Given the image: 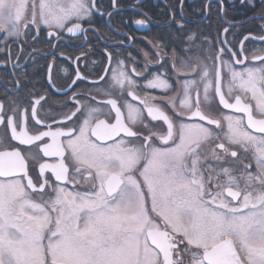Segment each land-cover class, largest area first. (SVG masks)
Segmentation results:
<instances>
[{
  "label": "snow or ice",
  "instance_id": "obj_1",
  "mask_svg": "<svg viewBox=\"0 0 264 264\" xmlns=\"http://www.w3.org/2000/svg\"><path fill=\"white\" fill-rule=\"evenodd\" d=\"M238 3L234 21L215 0V35L181 8L136 48L141 0L127 7L144 18L121 0H0V67L44 81L25 68L0 98V264H264V0Z\"/></svg>",
  "mask_w": 264,
  "mask_h": 264
},
{
  "label": "flooded vegetation",
  "instance_id": "obj_2",
  "mask_svg": "<svg viewBox=\"0 0 264 264\" xmlns=\"http://www.w3.org/2000/svg\"><path fill=\"white\" fill-rule=\"evenodd\" d=\"M107 2L108 0H102V3H104L105 5L107 4ZM207 2L208 0H184L183 5H181L180 0H141L140 7L142 11L148 13V15L152 18L153 23L150 24L149 28H141L139 26H134L132 24H129L127 30L130 34L138 38L136 41V48L147 46V42L139 38L146 36L150 37L157 33L163 34L166 31V29L163 26L169 19L171 12L175 11L176 13H180L182 8L183 17L187 21V26L189 29L203 30V32L207 34L215 35L217 30H220L227 25L225 23V20L221 18V16L218 15L217 12L215 11V7H216L215 0H213V10L211 16L208 18L203 17L202 10ZM121 3L126 8V11L123 13L124 16H132L133 18H144L139 14V12L134 13L132 8L127 7L128 5L133 4L134 0H121ZM227 4L232 5V7L228 8L227 19L234 21H240L244 19L247 9L240 6L238 0H227ZM114 23L116 25H119L121 23L119 16H116L114 18ZM101 27L103 28L102 24ZM245 28L252 29L254 28V26L252 24H246L244 28H241L238 31L244 32ZM112 35L114 39L121 38L119 33L114 32L112 33ZM241 38L242 37L238 36L237 41ZM74 40L75 38H72L71 40L65 38L64 50L72 54H78L73 52V48L75 47V44L73 43ZM92 42L93 44H95L94 39L92 40ZM109 43H111V41ZM256 46L257 45L253 43L246 42L247 48H253ZM11 47L13 53H15L17 51V45L13 44L11 45ZM24 47H25L24 55L27 56L28 52L31 50L32 47H35L37 49L47 50L48 44L44 40L42 34L39 42H34L29 40L28 44L25 45ZM97 47L99 48L98 45ZM129 51H131L134 56L137 55L133 46L131 44L126 43L123 52L126 55L127 52ZM94 58H99V54H97V56ZM20 63L25 64L23 60L20 61ZM44 63L45 61L43 59L39 60L40 65ZM25 68L27 69L29 76L32 78V82H34L36 84V88L39 89L40 85L44 83L39 73V65L37 66L36 69H33L32 64L29 62L25 65ZM25 68L17 67L13 69V64L11 63L8 65L7 68L0 67V98L4 97L6 88L11 89L13 87L12 81H14L17 77L23 79V73L25 71ZM29 86H31V84H29ZM21 94L23 95V93ZM2 135H4V129L0 128V136Z\"/></svg>",
  "mask_w": 264,
  "mask_h": 264
}]
</instances>
